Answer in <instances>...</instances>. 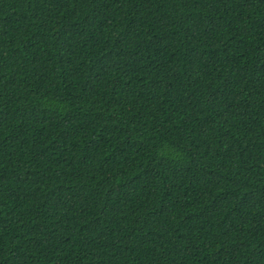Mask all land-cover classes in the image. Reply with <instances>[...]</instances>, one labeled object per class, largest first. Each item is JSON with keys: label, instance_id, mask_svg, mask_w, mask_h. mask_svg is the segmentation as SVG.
<instances>
[{"label": "trees", "instance_id": "trees-1", "mask_svg": "<svg viewBox=\"0 0 264 264\" xmlns=\"http://www.w3.org/2000/svg\"><path fill=\"white\" fill-rule=\"evenodd\" d=\"M0 264H264V0H0Z\"/></svg>", "mask_w": 264, "mask_h": 264}]
</instances>
